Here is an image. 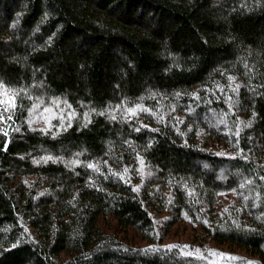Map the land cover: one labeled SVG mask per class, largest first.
Wrapping results in <instances>:
<instances>
[{
  "label": "trees",
  "instance_id": "1",
  "mask_svg": "<svg viewBox=\"0 0 264 264\" xmlns=\"http://www.w3.org/2000/svg\"><path fill=\"white\" fill-rule=\"evenodd\" d=\"M0 100V264H264V0H0Z\"/></svg>",
  "mask_w": 264,
  "mask_h": 264
},
{
  "label": "rangeland",
  "instance_id": "2",
  "mask_svg": "<svg viewBox=\"0 0 264 264\" xmlns=\"http://www.w3.org/2000/svg\"><path fill=\"white\" fill-rule=\"evenodd\" d=\"M212 249L214 250H211L209 252V254L212 256V260L218 263L220 262L221 264L222 263L223 264H259L254 259H247V257L232 251L224 250L221 248H212Z\"/></svg>",
  "mask_w": 264,
  "mask_h": 264
},
{
  "label": "snow or ice",
  "instance_id": "3",
  "mask_svg": "<svg viewBox=\"0 0 264 264\" xmlns=\"http://www.w3.org/2000/svg\"><path fill=\"white\" fill-rule=\"evenodd\" d=\"M0 104H7V105H9L10 107H14V102L13 101H11V100H0ZM4 111H8V108L6 107L5 109H4ZM130 111V113L132 114V115H135V113H136V109H130L129 110ZM9 119H11V117H8ZM4 119V117L2 116V115H0V120H3ZM91 167V166H90ZM232 259H235V258H232Z\"/></svg>",
  "mask_w": 264,
  "mask_h": 264
}]
</instances>
